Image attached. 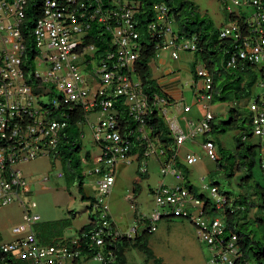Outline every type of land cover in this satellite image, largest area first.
I'll return each instance as SVG.
<instances>
[{"label":"built area","instance_id":"2783aa9c","mask_svg":"<svg viewBox=\"0 0 264 264\" xmlns=\"http://www.w3.org/2000/svg\"><path fill=\"white\" fill-rule=\"evenodd\" d=\"M221 1L231 17L220 29V36L232 41V46L227 48L230 53L227 65L245 61L264 64V0ZM25 3L26 0H0V205L32 193L20 165L38 156H50L68 126L70 114L79 106L86 112L81 129L88 123L95 141L102 147L101 163L92 170L98 175V196L90 202L91 209L98 212L90 218L94 225L88 231L45 244L35 230L42 220L35 211L38 203L35 200L24 203V220L13 227V238L0 239V264H76L77 261L78 264H90V261L113 264V249H103L107 237L114 245L120 237H134L142 230V223L156 230V221L168 216L183 217L195 226L201 242L215 250L212 264H236L243 257L239 235L227 232L228 223L222 212L228 203L231 211L234 210L233 198L223 194L218 185L204 183L203 188L210 195L204 194L216 210L214 215L203 212L206 199L191 191L184 170L177 165V160L184 164L198 160L193 153L184 155L181 147L189 137L209 131L215 115L210 108L214 77L209 68L198 65L194 79V100L203 102L207 110L198 122L190 120V129L186 131L176 118L167 116V106L173 99L167 93L145 92L136 78L134 62L141 48L135 22L138 4L108 8L106 12L117 18V24L109 27L115 49L98 59L94 46L84 44L90 27L88 8L78 15L74 7L77 0H45L44 12L34 28L37 52L33 68L27 71L26 46L20 29ZM94 9L91 17L100 14L99 20L107 18L102 4ZM156 10L157 21L149 27L153 34L165 37V45L172 47V57L179 58L180 51H196V38H179L173 32V19L168 16L167 7L159 4ZM92 62L93 67L88 69ZM40 66L44 67L43 71ZM43 95H49L50 101L45 102ZM181 105L184 111L192 108L186 102ZM249 107L253 112V134L263 136L264 104L254 100L249 102ZM155 113L163 116L169 125L173 146L161 139L156 126L148 125V117ZM203 146L212 159H218L214 140L204 141ZM262 152L264 157V147ZM86 159L84 156L83 163ZM151 159L160 162L163 176L151 189L156 208L150 216L136 209V224L123 231L113 219L107 199L117 178V165L136 162L137 169L148 174ZM59 175L64 173L61 171ZM168 175L174 178L173 182L166 181ZM94 246L100 248L92 251ZM247 264L252 262L248 260Z\"/></svg>","mask_w":264,"mask_h":264},{"label":"rangeland","instance_id":"374dc122","mask_svg":"<svg viewBox=\"0 0 264 264\" xmlns=\"http://www.w3.org/2000/svg\"><path fill=\"white\" fill-rule=\"evenodd\" d=\"M202 13H207L218 27H222L230 22L224 4L221 0H194ZM172 47H163L157 56L151 59L153 76L158 80L166 78L167 80L179 77L173 84L162 81L164 91L173 98L175 103L167 106L168 118L177 116L179 124L189 131V121L198 122L204 117L207 107L203 102L194 100V79L195 72V50L180 51V57L175 59L171 55ZM160 57H166L162 64ZM40 71L44 67L40 66ZM240 77L244 80L247 76L242 72ZM201 82L202 80L199 79ZM237 83V81H235ZM261 93L263 89L257 83L253 87V94L249 101H254L255 96ZM42 99L49 102V95H43ZM234 100L233 92L227 94V99H214L210 103V108L219 119H226L229 116V107ZM191 104V110L178 111L179 103ZM247 100L241 103L245 104ZM90 117L95 119V115ZM202 117V118H200ZM176 118V117H175ZM85 133L83 140V155L86 159V152H90V157L86 159L84 167V181L82 188L84 193L91 197L98 196V175L92 173V170L101 163L102 147L95 141L92 129L88 123L82 126ZM240 133L239 128L230 129L227 132H214L212 138H218L223 146L230 150L236 148V136ZM251 142L261 141L264 145V135H253ZM204 137L202 133L189 137L182 145L181 151L185 155L193 153L198 157L194 163H185L190 172V179L195 185L197 193H206L209 191L203 188L204 183L210 181L219 183L223 192H229L232 196L243 199L246 197L248 209L241 212L240 223L247 232H252L257 239H263L264 225L261 219H264V211L258 210L261 203L260 192L256 184L264 186V173L259 163L252 169V177L248 183H241V178L250 173L248 169L242 167L239 170H233L231 164L226 159L214 160L207 153L203 146ZM220 157V155H219ZM24 171L28 182L30 183L32 193L22 194L21 198H16L10 203L0 205V234L5 240L13 238V227L24 220V203L35 200L38 203L35 211L40 213L42 220L60 219L69 217L73 213L72 225L66 229V235H75L84 225H86L92 213H97L98 209L89 208L90 200L82 198L79 181L70 182L68 175H59L62 171L66 172L67 167L61 159L55 161L48 156H38L31 161L20 165ZM137 163L122 164L118 163L116 181L108 196L110 211L118 228L123 231L130 230L135 224L136 209L143 214L150 216L153 209L156 208L154 194L151 192L162 179V173L159 163L151 159L149 162L148 175L140 180V190L135 192L134 179L138 176L136 173ZM166 181L173 182L171 175L166 177ZM144 223L140 229L144 228ZM157 229L154 231L150 246L158 257H161L163 264H212L211 259L215 252L207 243L201 242L195 226L187 219L175 217L172 219H161L156 221ZM127 254V264H155L153 259H149L145 253L137 249H129ZM90 264L94 262L90 261ZM228 264V263H220Z\"/></svg>","mask_w":264,"mask_h":264},{"label":"trees","instance_id":"16d2710c","mask_svg":"<svg viewBox=\"0 0 264 264\" xmlns=\"http://www.w3.org/2000/svg\"><path fill=\"white\" fill-rule=\"evenodd\" d=\"M124 3L139 5L138 10L135 12V22L140 32L139 41L141 48L134 62V66L136 68V78L141 81L143 90L149 94L156 92L166 94L158 80L153 76L151 65V59L157 56L159 51L166 46L165 37L158 33L153 34V31L149 27L152 22L157 21L158 13L156 6L164 4L167 7L168 16L173 19V32L177 34L179 38H196L197 50L195 51L196 58L193 71L195 72V68L198 64H204L213 73L214 84L211 90L213 95L212 101L216 98L226 100L229 92H233L234 94V100L229 107V116L226 119H219L214 115L210 123L209 131L202 133L204 141L208 139L215 141L220 155L216 160L226 159L227 162L231 164V168L234 171L242 167L250 171V173L241 178V183L244 184L250 181L252 169L257 163L260 164L264 173V157L262 152L264 145L261 141H250V138L254 135V126L252 122L253 112L249 107V98L253 94L254 85L257 83L260 86L264 84V64L245 61L241 64L228 66L227 61L230 53L227 52V48L232 46V41L220 36L221 27L215 25L212 18L207 13H202L194 0H77L74 7L78 9V15H80L82 9L88 8L87 12H89L87 20L89 21L88 23H90V27L87 29L84 44L94 46L95 57L98 59L102 58L108 51L115 49L109 27L117 24V18L112 15L111 12L106 11L108 8H111L110 10L114 8L117 9ZM25 4V16L20 29L26 46L24 58L27 59L28 66H25V69L31 71L33 68L34 56L37 52L34 28L36 21L44 12L45 0H26ZM82 4L85 5L82 6ZM98 4L103 5V11H105L107 15L105 20H99L100 14H96L95 17L90 16L95 10V6ZM229 18L231 19L230 16ZM93 65V62L88 64V69H91ZM242 72H245L247 76L244 80L240 77ZM196 77L197 74L195 75V78ZM235 81H237V83H235ZM261 88L264 93V85ZM243 100H247V102L242 104L241 102ZM254 100L257 103L264 104V94L262 97V94L258 93ZM85 116L86 112L81 107L76 106L74 108V112L69 116L68 126L63 130V136L55 150L50 153V157L53 161L57 158L61 159L64 166L67 167L64 174L68 175L69 181L75 182L78 180L82 198L89 199L90 202H93L94 197L85 194L82 188L85 177V164L83 163L84 155L82 152L84 140L80 123ZM147 123L148 125L152 124L156 126V131L160 133L161 139L167 142V145H174L171 129L163 116L155 113L153 117H148ZM234 128L240 129L239 135L236 136L235 150L225 148L220 139L210 137L214 132H227ZM85 155L86 157H90V152H86ZM177 165L184 170L188 187H190L191 191L196 192L195 185L189 177L190 172L188 167L180 160H177ZM136 173L138 176L134 179L133 188L135 192L140 190V180L147 176V174H143L138 169ZM210 183L219 186L217 182L210 181ZM256 187L261 197L258 210L263 212L264 186L257 183ZM221 192L229 198H233L231 202L234 210L231 211V206H229L228 203L225 205V209L222 212L225 214L228 223L227 232H236L239 235L238 243L243 250V257L240 258L236 264L240 262H242V264H247L248 260L251 261L252 264H264V236L263 239L255 238L252 232H247L243 229L239 221L241 212L248 209L246 206V197L239 199L238 197L232 196L229 192H223L222 190ZM198 194L201 198L206 199L203 212L214 215L216 209L211 206L210 198L204 193ZM89 208H91V204ZM93 215L94 213H92L90 218H92ZM73 216L72 213L69 217L43 220L37 223L35 225L37 236L45 244H54L58 242L66 235V229L72 225ZM175 217L178 216H168L163 219H172ZM261 223L264 225V219H261ZM93 225L94 223L89 221L78 230V233L81 234L88 231ZM154 231L155 230H153L151 226H146L141 231H138L132 238L126 236L118 238L114 245L110 243V238L107 237L103 249H113V253L115 254L113 264H127L126 252L129 249L142 251L149 259H153L155 264H163L162 258L158 257L150 246V239ZM1 238L2 236L0 234V239ZM98 248L100 247L94 246L92 251ZM19 263L20 262H17V264ZM76 264H78V261Z\"/></svg>","mask_w":264,"mask_h":264},{"label":"crops","instance_id":"0c3cea01","mask_svg":"<svg viewBox=\"0 0 264 264\" xmlns=\"http://www.w3.org/2000/svg\"><path fill=\"white\" fill-rule=\"evenodd\" d=\"M166 61V57H160L159 58V62H160V64H162V63H164ZM178 78L179 77H176V78H173V79H170V80H167L166 78H163L162 80H160V81H158L159 82V84L162 86V88H163V83H162V81L164 80V81H167L169 84L171 83V84H173L176 80H178ZM194 89V88H193ZM164 90V89H163ZM172 98V97H171ZM173 99V98H172ZM172 102H174L175 103V101L173 100ZM178 109V111H180V110H182V105H181V103H179V107L177 108ZM216 115V114H215ZM174 117L173 118H175L176 117V119H177V116L176 115H173ZM217 116V115H216ZM200 118H202V117H200ZM178 120V122H179V119H177ZM183 127V126H182ZM183 129L184 130H186L184 127H183ZM190 129V128H189ZM187 131V130H186ZM211 137V136H210ZM154 161H156L157 163H159V165H160V162L158 161V160H154ZM148 175V174H147ZM53 220V219H52ZM65 234H66V231H65Z\"/></svg>","mask_w":264,"mask_h":264}]
</instances>
